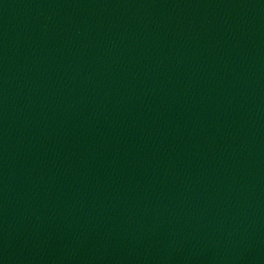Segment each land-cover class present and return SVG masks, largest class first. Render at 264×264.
I'll return each mask as SVG.
<instances>
[{"label":"water","instance_id":"1","mask_svg":"<svg viewBox=\"0 0 264 264\" xmlns=\"http://www.w3.org/2000/svg\"><path fill=\"white\" fill-rule=\"evenodd\" d=\"M0 264H264V0H0Z\"/></svg>","mask_w":264,"mask_h":264}]
</instances>
